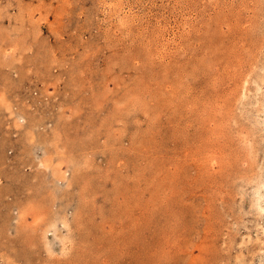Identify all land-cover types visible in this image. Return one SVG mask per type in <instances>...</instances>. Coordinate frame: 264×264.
<instances>
[{
  "label": "rangeland",
  "instance_id": "obj_1",
  "mask_svg": "<svg viewBox=\"0 0 264 264\" xmlns=\"http://www.w3.org/2000/svg\"><path fill=\"white\" fill-rule=\"evenodd\" d=\"M0 264H264V0H0Z\"/></svg>",
  "mask_w": 264,
  "mask_h": 264
},
{
  "label": "bare ground",
  "instance_id": "obj_2",
  "mask_svg": "<svg viewBox=\"0 0 264 264\" xmlns=\"http://www.w3.org/2000/svg\"><path fill=\"white\" fill-rule=\"evenodd\" d=\"M262 195V194H261ZM263 197V196H262ZM261 200V199H260ZM263 200V199H262Z\"/></svg>",
  "mask_w": 264,
  "mask_h": 264
}]
</instances>
